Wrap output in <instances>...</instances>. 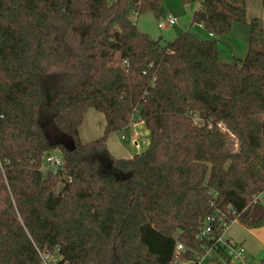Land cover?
<instances>
[{
	"label": "trees",
	"instance_id": "1",
	"mask_svg": "<svg viewBox=\"0 0 264 264\" xmlns=\"http://www.w3.org/2000/svg\"><path fill=\"white\" fill-rule=\"evenodd\" d=\"M182 2L213 37L154 41L133 15L160 17L162 0H0V264H198L211 248L229 264L207 217L264 226L263 20L245 0ZM235 22L249 48L225 62ZM90 109L106 125L83 142ZM135 116L150 144L118 158L108 137ZM52 153L56 174L42 170Z\"/></svg>",
	"mask_w": 264,
	"mask_h": 264
},
{
	"label": "rangeland",
	"instance_id": "2",
	"mask_svg": "<svg viewBox=\"0 0 264 264\" xmlns=\"http://www.w3.org/2000/svg\"><path fill=\"white\" fill-rule=\"evenodd\" d=\"M163 6L160 17L153 12L133 15L137 27L148 33L153 39L161 38L160 44L165 45L174 41L182 33L189 31L203 38L208 32L202 24H192L195 4L183 3L182 0H162ZM247 8V21L259 17L264 23V4L262 0H245ZM168 15L179 19L175 25L165 24L159 27ZM250 30L247 23L235 22L229 34L221 36L219 40V51L222 60L233 62L235 59H244L249 48ZM127 128L115 132L108 137V147L118 158L132 156L146 150L150 144V131L145 123L136 121ZM103 113L90 109L86 114L80 127V137L83 142H89L100 138L104 134ZM237 146H235L236 148ZM237 232L242 225L240 223L232 226ZM218 257L223 261L217 250L211 249L202 260L201 264H217L213 259ZM253 264H256L252 262Z\"/></svg>",
	"mask_w": 264,
	"mask_h": 264
},
{
	"label": "built area",
	"instance_id": "3",
	"mask_svg": "<svg viewBox=\"0 0 264 264\" xmlns=\"http://www.w3.org/2000/svg\"><path fill=\"white\" fill-rule=\"evenodd\" d=\"M179 22V19L168 15L164 21H161L159 23V27H163L165 24L168 25H175ZM212 36V34H210ZM3 116L2 112L0 111V118ZM63 167V159L62 157L57 153L49 154L45 157V160L43 162L42 170L44 172H52L53 174H56L59 172V170ZM4 182L8 184V178H7V166L5 163V160L3 159L1 153H0V185ZM257 202L264 203V192L259 194L254 199ZM232 215H236V212L229 207ZM215 221H219L221 228H222V234L217 238L216 244L218 247L223 248L227 262L229 264H253L251 260L247 256V250L245 246L241 243L236 241L233 238L227 237V229L229 226L235 222L236 220H233V222L229 223L227 219L225 218L223 213L218 212L217 214H213L207 217L206 224L203 230V235H209L212 232V226ZM213 249V248H211ZM209 249L207 253L211 250ZM216 250V249H215ZM186 248L182 243H178L176 247V255H180L181 253L185 252ZM218 251V250H217ZM206 253V254H207ZM205 254V255H206ZM205 255L198 256V264H201L202 260L204 259ZM42 264H54L56 262V256L49 254V253H42ZM262 262L258 263L261 264ZM186 264H192L191 262H186Z\"/></svg>",
	"mask_w": 264,
	"mask_h": 264
},
{
	"label": "crops",
	"instance_id": "4",
	"mask_svg": "<svg viewBox=\"0 0 264 264\" xmlns=\"http://www.w3.org/2000/svg\"><path fill=\"white\" fill-rule=\"evenodd\" d=\"M196 8H197V5L195 4V10ZM209 37H213V35L211 36L208 33V35L206 37H203V39L209 38ZM220 56H221V52H220ZM104 125H106V119L104 120ZM111 153L114 154L113 151H111ZM132 156L121 157V158H129ZM238 223L239 222L235 221L229 226V228L227 229L226 236L233 238L238 242H241L245 246L247 250V256L251 260V262L258 264L264 261V226L257 227V228H246L242 225V228H240L237 232H235L232 226Z\"/></svg>",
	"mask_w": 264,
	"mask_h": 264
},
{
	"label": "water",
	"instance_id": "5",
	"mask_svg": "<svg viewBox=\"0 0 264 264\" xmlns=\"http://www.w3.org/2000/svg\"><path fill=\"white\" fill-rule=\"evenodd\" d=\"M154 41H157L158 40V38H155V39H153Z\"/></svg>",
	"mask_w": 264,
	"mask_h": 264
}]
</instances>
